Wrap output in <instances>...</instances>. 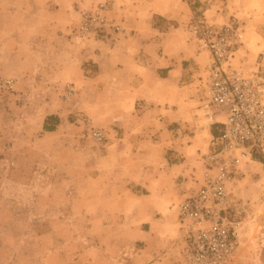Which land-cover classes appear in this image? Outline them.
Returning a JSON list of instances; mask_svg holds the SVG:
<instances>
[{
    "label": "rangeland",
    "instance_id": "374dc122",
    "mask_svg": "<svg viewBox=\"0 0 264 264\" xmlns=\"http://www.w3.org/2000/svg\"><path fill=\"white\" fill-rule=\"evenodd\" d=\"M149 1L0 0V264H149L147 251L134 257L143 247L134 243L135 230L158 218L163 230L182 232L178 205L199 184L211 148L213 131L202 115L209 65L200 60L191 109L173 105L181 110L171 122V110L157 111L154 103L129 111L128 96L96 86L89 80L95 64L82 60L91 43L125 32L116 9L125 8L129 18L137 5L143 17L153 11ZM185 1L175 0L183 18L163 27L172 30L159 55L186 50V29L189 43L210 56L199 31L232 23L242 42L231 48L229 65L257 74L263 85L264 0H229L240 14L219 21L204 13L220 12L228 0H188L192 13L181 8ZM85 22L90 28L83 32ZM157 85L148 80L144 92ZM112 112L128 115L111 122ZM254 157L231 186L242 204L231 264H264V153ZM183 237L175 264L187 252ZM151 246L161 257L157 243Z\"/></svg>",
    "mask_w": 264,
    "mask_h": 264
},
{
    "label": "built area",
    "instance_id": "2783aa9c",
    "mask_svg": "<svg viewBox=\"0 0 264 264\" xmlns=\"http://www.w3.org/2000/svg\"><path fill=\"white\" fill-rule=\"evenodd\" d=\"M85 22L81 29L88 31ZM199 40L211 56L202 115L212 128L199 184L178 205V219L189 242L182 264H231L238 250L242 204L231 191L243 165L264 153V83L232 68L231 48L242 42L232 23L210 24Z\"/></svg>",
    "mask_w": 264,
    "mask_h": 264
},
{
    "label": "crops",
    "instance_id": "0c3cea01",
    "mask_svg": "<svg viewBox=\"0 0 264 264\" xmlns=\"http://www.w3.org/2000/svg\"><path fill=\"white\" fill-rule=\"evenodd\" d=\"M189 1L186 0L185 3L187 5H184L185 7L182 5L181 8L187 13H192L193 7L191 3L189 4ZM176 3L175 0H168L165 3L163 0H150L148 5L153 9L152 12L144 14L141 17V7L138 8L136 5L133 8L134 13L129 18L125 13L126 9L119 7L116 11L125 18V32L111 39L97 40L91 43V48L89 50L86 49V52H88L86 57L82 59L95 64L97 72L89 80H93L92 82L96 86L104 83L103 87L106 88L107 84L112 90L119 88L123 94L128 96L126 107L129 111L132 109L136 112L141 111L137 109L139 106L140 108H146V104L154 103V108L157 111L165 109L168 112L171 110L170 114H168L169 121L171 122L177 121L180 118L179 112L181 109H191L193 102L191 98L193 95L191 87L195 84L193 83L194 73L196 71L199 73V70L196 68L199 67L200 60H206L207 63L204 65L205 69L210 64V56L207 53L204 54V51L199 52L198 47L194 46L192 42L189 43V33L186 29L184 33L185 39L187 40L186 50L178 53V55L168 54V57L164 53L162 56L159 55V47L164 46V36L169 35L172 30L170 29L171 27H166L169 30L165 31L163 27L166 26V23L170 19H174L175 17L178 19L183 18L181 12L176 10ZM186 9L188 10L186 11ZM211 12L210 9H207L204 13L208 17V21H219L220 19L230 18L235 15L238 16L240 14L238 7L234 6L229 0L227 6H224L220 12H216L214 15H211ZM29 20H33V16ZM86 46H89V44ZM94 50L97 52H94ZM126 59H132L136 65L130 66V69L126 68L123 65ZM139 60L141 61L139 62ZM144 62L147 66L144 65ZM117 76H120L121 80L118 79L117 81ZM150 79L155 80L158 84L153 88L151 87V90L149 89V91L158 92V94H153V96H160L155 98V102H153V96L149 91L144 92L147 81ZM159 91L161 94H159ZM177 96H179L178 100ZM173 105H180L181 109L176 111ZM122 108L123 106H121ZM184 113L187 114L186 111ZM111 115V122H119L128 113L123 112L119 116H115V113L112 112ZM120 123L122 124V122ZM172 165L176 166V164ZM182 174L186 176L188 172L185 170ZM159 222L161 220L157 218L153 220L151 225L149 224L150 226H141L140 230L133 232L134 243L143 246L142 249L136 250L134 257L138 256V252L143 253L147 251L152 256L150 260V255L146 254L147 259L150 261L154 260L149 264H175L185 249L183 244L185 245L186 240L182 232L171 230L169 225H167V230H163L159 226ZM157 241H162V243L159 244ZM154 243H157L159 247L158 253L162 255L161 257L157 258L153 254L156 252L154 249H151L154 247L151 246Z\"/></svg>",
    "mask_w": 264,
    "mask_h": 264
}]
</instances>
